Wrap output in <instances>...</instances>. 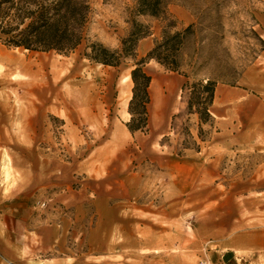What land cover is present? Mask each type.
<instances>
[{
  "label": "rangeland",
  "instance_id": "1",
  "mask_svg": "<svg viewBox=\"0 0 264 264\" xmlns=\"http://www.w3.org/2000/svg\"><path fill=\"white\" fill-rule=\"evenodd\" d=\"M88 1L86 36L106 48L132 20L151 27L138 61L167 25H191L189 78L147 61L148 127L132 134V60L104 68L80 50L0 44V219L22 221L0 226V254L8 264H264V0H168L166 20L134 17L131 0ZM207 78L218 84L200 126L182 87Z\"/></svg>",
  "mask_w": 264,
  "mask_h": 264
},
{
  "label": "trees",
  "instance_id": "2",
  "mask_svg": "<svg viewBox=\"0 0 264 264\" xmlns=\"http://www.w3.org/2000/svg\"><path fill=\"white\" fill-rule=\"evenodd\" d=\"M131 1L134 2L131 14L136 18L168 19V0ZM91 14L92 6L88 0H0V44L9 49L65 56L80 50L85 59L104 68L117 69L124 60H132L130 80L133 87L128 101L130 120L126 126L132 134L145 133L149 121L151 76L143 68L144 64L153 60L166 70L188 79L187 73L182 71V53L192 34V26L172 33L175 23L167 25L147 55L138 61L137 46L140 40L152 35L151 27L132 20L119 48L110 49L87 38L86 27ZM217 84L207 78L187 80L182 87L184 91L188 90L186 113L195 115L200 126L212 121L210 107Z\"/></svg>",
  "mask_w": 264,
  "mask_h": 264
},
{
  "label": "crops",
  "instance_id": "3",
  "mask_svg": "<svg viewBox=\"0 0 264 264\" xmlns=\"http://www.w3.org/2000/svg\"><path fill=\"white\" fill-rule=\"evenodd\" d=\"M10 63V64H9ZM12 63H11V61H9L8 62V67L10 68H12L13 67V65H11ZM127 78H130L129 76H127L126 77V79ZM34 221H37V219H35ZM11 222H15L17 225H19V224H21L22 223V221H20V220H5V219H0V226L2 227V226H10L11 225ZM39 221H37V223H38ZM36 224V223H35ZM37 225V224H36ZM38 227V226H37ZM55 230V229H54ZM36 232V234H38V232L37 231H35ZM53 232V231H52ZM1 238H2V236H0ZM3 239V238H2ZM3 240H1L0 239V249H1V244L3 243L2 242ZM6 242H7V240H6ZM9 262H7V260L0 254V264H8Z\"/></svg>",
  "mask_w": 264,
  "mask_h": 264
},
{
  "label": "bare ground",
  "instance_id": "4",
  "mask_svg": "<svg viewBox=\"0 0 264 264\" xmlns=\"http://www.w3.org/2000/svg\"><path fill=\"white\" fill-rule=\"evenodd\" d=\"M10 64V63H9ZM11 68V67H10Z\"/></svg>",
  "mask_w": 264,
  "mask_h": 264
}]
</instances>
